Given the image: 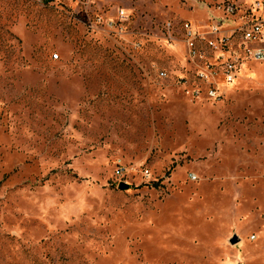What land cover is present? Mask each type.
Returning <instances> with one entry per match:
<instances>
[{
  "label": "rangeland",
  "instance_id": "obj_1",
  "mask_svg": "<svg viewBox=\"0 0 264 264\" xmlns=\"http://www.w3.org/2000/svg\"><path fill=\"white\" fill-rule=\"evenodd\" d=\"M263 19L0 0V264H264Z\"/></svg>",
  "mask_w": 264,
  "mask_h": 264
},
{
  "label": "built area",
  "instance_id": "obj_2",
  "mask_svg": "<svg viewBox=\"0 0 264 264\" xmlns=\"http://www.w3.org/2000/svg\"><path fill=\"white\" fill-rule=\"evenodd\" d=\"M188 26V24H186ZM189 27V26H188ZM263 27H264V19L261 21H258L256 23H253V25L246 29L245 36L247 39H255L258 38L260 35L263 34ZM188 31L190 35L196 36V31H193L192 28H188ZM252 54L256 56L257 59L263 58L264 55H262V52L259 51H253ZM57 56V54H56Z\"/></svg>",
  "mask_w": 264,
  "mask_h": 264
},
{
  "label": "water",
  "instance_id": "obj_3",
  "mask_svg": "<svg viewBox=\"0 0 264 264\" xmlns=\"http://www.w3.org/2000/svg\"><path fill=\"white\" fill-rule=\"evenodd\" d=\"M118 186L120 187V189H128V188H130V185L128 183L124 182V181H121Z\"/></svg>",
  "mask_w": 264,
  "mask_h": 264
}]
</instances>
